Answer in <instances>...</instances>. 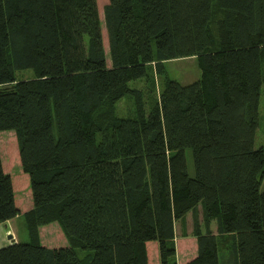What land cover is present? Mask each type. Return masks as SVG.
I'll return each instance as SVG.
<instances>
[{"label": "trees", "instance_id": "obj_1", "mask_svg": "<svg viewBox=\"0 0 264 264\" xmlns=\"http://www.w3.org/2000/svg\"><path fill=\"white\" fill-rule=\"evenodd\" d=\"M102 16L97 0H0V132L16 134L32 192L30 240L0 264H149L151 241L177 264L189 212L186 264H264V0H109ZM186 57L201 78L183 85L164 63ZM150 68L164 83L148 111L130 84ZM126 95L136 114L121 118ZM20 215L0 150V224ZM53 222L66 246L43 245Z\"/></svg>", "mask_w": 264, "mask_h": 264}, {"label": "rangeland", "instance_id": "obj_2", "mask_svg": "<svg viewBox=\"0 0 264 264\" xmlns=\"http://www.w3.org/2000/svg\"><path fill=\"white\" fill-rule=\"evenodd\" d=\"M102 13V12H101ZM103 19V16H102ZM103 34H104V44L108 52V40L106 29L103 25ZM165 67L167 70L168 76L183 84H191L195 81H198L201 78V69L196 57H186L176 60L166 61ZM154 68V65H152ZM150 68V77L148 80L140 79L132 81L130 86L131 88H136L143 91L145 94V106L149 111L152 105L158 99L164 83V77L158 75L154 72V69ZM18 79H30L33 77L32 70H23L17 72ZM11 87V86H9ZM114 113L116 116L121 118L132 117L136 114L135 100L131 95H126L123 97L115 106ZM260 127L258 129L257 135V144H264V100L261 107V118H260ZM0 150L1 155L4 161L5 168L10 172L15 188V201L18 208L21 211V215L18 219L15 220L14 226L17 230L18 237L22 243L29 242L28 229L22 214L29 210L32 207V192H31V182L28 174L24 173L21 168L20 157H19V148L16 138V134L13 131L0 132ZM187 163L189 168V173L191 176L194 175V163L192 158V153L190 150L186 152ZM261 189L264 192V179L262 181ZM177 237H182V230L180 224L177 223ZM193 230L191 222L188 226V231ZM40 236L43 242V245L54 248L60 246H66L68 244L67 238L57 222H53L49 225L43 226L40 229ZM13 238L15 239L16 237ZM176 245V244H175ZM179 247V264H184L186 257L184 255V242L181 240L177 242ZM223 246L221 245V248ZM150 253L152 254L153 249L150 248ZM226 252V251H225ZM189 252H187L188 254ZM224 253V252H223ZM225 254V253H224ZM83 255V254H82ZM153 255V254H152ZM177 258V256H176ZM152 260V259H151ZM158 257L156 261H151V264H157Z\"/></svg>", "mask_w": 264, "mask_h": 264}, {"label": "crops", "instance_id": "obj_3", "mask_svg": "<svg viewBox=\"0 0 264 264\" xmlns=\"http://www.w3.org/2000/svg\"><path fill=\"white\" fill-rule=\"evenodd\" d=\"M97 3H98V8H99V12L102 16L103 14V11H104V7L109 3V0H97ZM102 12V13H101ZM3 167H4V170L5 172L9 173L10 172L5 168V165H4V161H3ZM11 175V174H10ZM12 177V176H11ZM13 180V179H12ZM13 185H14V182H13ZM14 192H15V188H14ZM15 195H16V192H15ZM197 216L199 217L200 220H202V208L201 206H198V209H197ZM19 217V216H18ZM18 217L12 219V220H9L7 221L6 223H3V224H0V249L3 248V247H6L14 242H21L19 237H18V234H17V230L14 226V222L16 219H18ZM193 217H194V214L193 212H189L187 214V218H186V233H187V236L186 237H177V223L175 225V247H176V253H177V264H179L178 262V258H179V247L177 246V242L179 240H181V242L183 243L184 242V251L185 249L187 250V248L189 249L188 251H185L184 255L186 257V261L184 264H186L190 259L194 258L197 254V239L195 237L192 236V231H188V226H189V223L191 222V225H192V228H193ZM210 228L211 230L217 234V222L216 221H212L211 225H210ZM204 230V229H203ZM16 237L14 239V241L12 239H10V237L12 236L13 237ZM225 238V241H227V236H220L219 239L221 240H224ZM150 248L153 249L152 251V254L150 253ZM227 250V249H226ZM147 252H148V262L149 264H151V261H156L157 257H158V263L157 264H160L159 262V244L157 241H151V242H148L147 243ZM187 252H189L187 254ZM152 259V260H151Z\"/></svg>", "mask_w": 264, "mask_h": 264}, {"label": "water", "instance_id": "obj_4", "mask_svg": "<svg viewBox=\"0 0 264 264\" xmlns=\"http://www.w3.org/2000/svg\"><path fill=\"white\" fill-rule=\"evenodd\" d=\"M10 239H12V240L14 241V239H13V237H12V236L10 237Z\"/></svg>", "mask_w": 264, "mask_h": 264}]
</instances>
